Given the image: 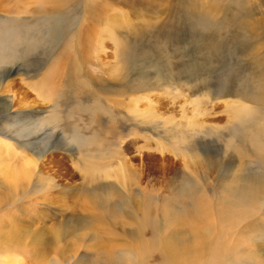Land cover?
Masks as SVG:
<instances>
[{"label":"rangeland","instance_id":"374dc122","mask_svg":"<svg viewBox=\"0 0 264 264\" xmlns=\"http://www.w3.org/2000/svg\"><path fill=\"white\" fill-rule=\"evenodd\" d=\"M1 50L0 264H264V0H0Z\"/></svg>","mask_w":264,"mask_h":264},{"label":"bare ground","instance_id":"6f19581e","mask_svg":"<svg viewBox=\"0 0 264 264\" xmlns=\"http://www.w3.org/2000/svg\"><path fill=\"white\" fill-rule=\"evenodd\" d=\"M69 1H72V0H49V3L52 5V8L54 7H59V6H63V5H66V4H68L69 3ZM19 23V22H18ZM15 24V23H14ZM20 24V23H19ZM17 25V24H16ZM6 29V28H5ZM10 31V30H9ZM6 33V32H5ZM15 34H17V33H15ZM6 36H8L7 34H6ZM13 37H14V35H13ZM2 40V39H1ZM6 40V39H5ZM16 42H14V41H12L11 42V45H10V47H13V48H11V50L8 52V54H10L9 56H11L12 54H14L15 52H16V47H17V44H15ZM5 44V43H4ZM7 45H4V46H2V47H6ZM5 49V48H4ZM3 49V50H4ZM2 51V50H1ZM5 57H7V54H6V52H4V51H2V52H0V60L2 59V58H4V59H8V58H5ZM3 60V59H2ZM11 62V61H10ZM14 64V63H13ZM10 69L12 70V69H15V71L16 72H19L20 70H21V64H14V65H12L11 67H10ZM13 71V70H12ZM4 72V71H3ZM1 73V72H0ZM7 73V72H6ZM9 73V72H8ZM5 74V73H4ZM4 78V77H3ZM8 79L6 78H4V79H2V76H0V94L3 92V90H2V87L4 86V84L6 85V81H7ZM4 88V87H3ZM47 90V89H46ZM5 91H6V89H5ZM1 96V95H0ZM2 98H0V100H1ZM5 99V98H4ZM7 101H9V105H8V111H10V113H12L11 112V107H12V101L11 100H7ZM20 103V102H19ZM31 107V106H30ZM28 108V107H27ZM5 110H7V109H5ZM29 110V109H28ZM27 111V110H26ZM4 112V111H3ZM17 113H19L21 116H23V112H17ZM26 113V115H28V116H32L33 114H34V111L33 110H30V111H28V112H25ZM15 117V116H14ZM13 117V118H14ZM17 121V120H16ZM20 123H22V122H20ZM19 123V124H20ZM25 123V122H24ZM27 123V122H26ZM21 125V124H20ZM32 125H33V122H32ZM26 128V127H25ZM20 129V128H19ZM21 131V130H20ZM19 131V132H20ZM1 134H3L2 133V131L0 130V136H1ZM21 134H23V133H21ZM30 136H31V134H29ZM34 136V135H33ZM9 138V137H8ZM10 138L12 139V140H16L17 141V139L14 137V135H10ZM11 139H9V141L11 140ZM30 139H31V137H30ZM2 140H3V138H2ZM0 141H1V138H0ZM19 141V140H18ZM5 142V141H4ZM20 143V142H19ZM31 144H33V143H31ZM8 141L6 140V143L5 144H2L1 142H0V151H2V152H5V150H6V148L8 147ZM21 145V144H20ZM10 146V145H9ZM26 146V145H25ZM32 146V145H31ZM8 149H10V147L8 148ZM14 150V149H13ZM7 151V150H6ZM15 153V152H14ZM0 155H1V153H0ZM31 155H32V153H31ZM36 156L39 158V156L40 155H37L36 154ZM34 157H35V155H34ZM29 158H31V157H29ZM29 160V159H28ZM30 161H33V160H30ZM28 164V163H27ZM29 164H31L30 162H29ZM27 167H29V165H26V164H24V165H12V167H9L8 169H7V176H8V179H9V182H14L13 184L15 185H22L20 182L23 180V178L26 176V174H27V172H29V171H27L28 169H27ZM6 170V169H5ZM31 171V170H30ZM30 175V174H29ZM18 183V184H17ZM10 190V189H9ZM0 200H2V197L0 198ZM192 246H194V242L191 244V245H189V246H183V245H181L180 246V248H179V250H178V253H177V255H175V256H171V257H169V256H166L165 255V260H167V261H170V262H173V263H177L179 260H178V256L180 255V254H182V253H185L187 250H188V248H191ZM105 257H107V259H108V256H105Z\"/></svg>","mask_w":264,"mask_h":264}]
</instances>
